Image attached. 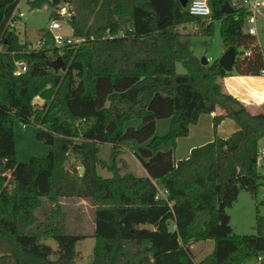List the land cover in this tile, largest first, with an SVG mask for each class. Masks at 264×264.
<instances>
[{
  "label": "trees",
  "instance_id": "obj_1",
  "mask_svg": "<svg viewBox=\"0 0 264 264\" xmlns=\"http://www.w3.org/2000/svg\"><path fill=\"white\" fill-rule=\"evenodd\" d=\"M28 1L33 8L72 2L67 22L82 41L57 47L50 29H41L34 48L8 26L21 0H0V264H74L86 235L68 231L60 201L68 197L95 207L92 264H243L264 256V215L256 233L239 234L227 212L243 188L255 191L264 177V105L251 112L222 82L230 74H264V54L244 31L240 1L210 0L208 22L179 0ZM225 1L233 13L222 11ZM215 20L225 49L236 50L230 72L218 59L196 61L190 42L181 40L179 27L195 22L196 33L212 35ZM59 56L64 66L54 70L48 61ZM19 62L26 70L15 74ZM178 62L187 72L177 71ZM204 113H215V138L176 160L177 139ZM227 117L239 129L222 138L217 129ZM160 118H171L169 130L156 135ZM16 120L40 124L36 137L52 147L47 156L18 160ZM106 144L109 161L101 155ZM123 145L147 175L120 173ZM70 153L79 156L83 174L65 168ZM209 239L213 251L196 261L192 245Z\"/></svg>",
  "mask_w": 264,
  "mask_h": 264
},
{
  "label": "rangeland",
  "instance_id": "obj_2",
  "mask_svg": "<svg viewBox=\"0 0 264 264\" xmlns=\"http://www.w3.org/2000/svg\"><path fill=\"white\" fill-rule=\"evenodd\" d=\"M18 7V12H22V17H18L15 30L19 34L22 42L27 41L32 47L38 48L40 46L41 29H50L53 21H58L62 24L61 29L52 30L54 34L72 36L71 25L58 14L59 6L54 7L51 4H46L41 8H33L28 0H21ZM210 16L212 17V14ZM206 21L208 22L210 20ZM185 26L186 28H184ZM185 26L179 27L185 33L181 37V40H188L190 42L191 53L196 61L204 64L202 62L204 58H207L209 62H213L222 56L224 43L221 36L220 20L214 21V32L212 35L202 34L200 32L196 33L198 27L195 22ZM193 30L194 32L190 33ZM81 41L79 40L78 43ZM176 67L180 73L187 72L182 62H178ZM170 120L171 118L158 119L155 134L163 135L168 132ZM139 122V120H135L132 123L137 124ZM40 128V124L34 121L26 124L18 120L15 121L14 132L17 158L19 161L28 162L33 157H45L52 149L51 145L36 137ZM111 149L110 144L104 145L102 149L101 155L104 159H107L106 161H109ZM174 154L176 155V152ZM116 163L120 167V173L122 174L131 172L138 176L147 175L146 169L138 161L130 145H123L121 152L117 155ZM64 166L70 170L77 168L79 172L82 167L79 156L74 153L69 154ZM99 170L104 176L112 175L104 167H100ZM258 171L264 176V160L261 157H259ZM60 201L68 214L69 233H83L86 235L85 238L79 240L77 243L79 257L74 264H92L95 246V238L91 234L94 231L92 223L94 222L95 216L93 203L74 197L62 198ZM46 205L50 206V203L47 202ZM227 212L230 214L231 226L234 232L239 234L256 233L257 216L264 215V177L260 180L255 191H251L249 188H243L235 202L227 207ZM40 215L42 214L40 213ZM45 242L50 244L54 249L58 248V243L52 238L45 240ZM213 249L214 241L212 239L196 242L192 246V252L195 255L196 261H200L206 257ZM243 264H258V261L256 258H252L246 260Z\"/></svg>",
  "mask_w": 264,
  "mask_h": 264
},
{
  "label": "crops",
  "instance_id": "obj_3",
  "mask_svg": "<svg viewBox=\"0 0 264 264\" xmlns=\"http://www.w3.org/2000/svg\"><path fill=\"white\" fill-rule=\"evenodd\" d=\"M255 26L256 34L254 36L256 37V40L264 54V8L257 14V21L255 23ZM248 27L249 24L246 21V24L244 26L245 32H247ZM225 50L226 49L223 46L222 53H224ZM222 82L225 90L244 102V104L251 112H259L263 109L264 74H230L223 78ZM222 112V108H217L216 113ZM214 114L215 113L201 114L198 122L190 126L189 134L185 137H179L177 139V146L175 148L176 160L187 158L194 147L201 146L207 142L212 141L215 138V131L213 126ZM238 129L239 125L237 124V122L233 118L227 117L219 124L217 134L222 138H226ZM92 225L95 228L94 222L92 223ZM93 233L94 231L91 234L93 235Z\"/></svg>",
  "mask_w": 264,
  "mask_h": 264
},
{
  "label": "built area",
  "instance_id": "obj_4",
  "mask_svg": "<svg viewBox=\"0 0 264 264\" xmlns=\"http://www.w3.org/2000/svg\"><path fill=\"white\" fill-rule=\"evenodd\" d=\"M239 5L245 9L247 12V22L249 24V27L247 28V32L249 34L255 35L256 34V26L255 23L257 21V14L264 8V0H239ZM187 11L194 16L197 19H204V20H210L211 14H212V9H211V2L210 0H188L187 5H186ZM19 9L15 10L13 16H16L17 19L18 17H22V12H18ZM17 19L12 18L8 26L11 28L16 27V21ZM66 19V18H63ZM68 20V19H66ZM62 24L58 21H53L51 24L50 31L56 30V29H61ZM53 34L54 37V42L57 47H61L63 45L67 44H73L79 40L74 38L73 36H63V35H58V34ZM26 67L22 65V63H17V68L15 70V74H19L22 71H25ZM259 157H261L264 160V141L260 147V153ZM7 175H11V172L8 171L6 172ZM168 193L167 190L161 191V195L165 196ZM158 197V195H157ZM258 264H264V256H260L257 258Z\"/></svg>",
  "mask_w": 264,
  "mask_h": 264
},
{
  "label": "water",
  "instance_id": "obj_5",
  "mask_svg": "<svg viewBox=\"0 0 264 264\" xmlns=\"http://www.w3.org/2000/svg\"><path fill=\"white\" fill-rule=\"evenodd\" d=\"M182 7H185L187 5L188 0H179ZM222 11L224 13H233L234 8L231 6L229 1H225V3L222 5ZM75 12V5L70 1H62L61 4L58 7V14L66 19L71 18V16ZM186 28V26L184 27ZM236 58V50L233 47H228L222 56L218 59L220 65L223 67L224 70L230 72L233 70L234 62ZM204 64H208L209 60L207 58H204L202 61ZM49 66H51L54 70H60L64 66V60L62 56H59L53 60L48 61ZM84 168H80V173L83 174ZM249 189L251 191L254 190L253 186H249Z\"/></svg>",
  "mask_w": 264,
  "mask_h": 264
}]
</instances>
